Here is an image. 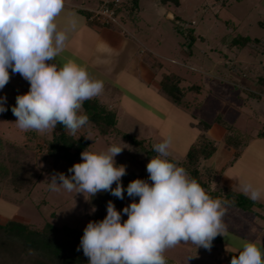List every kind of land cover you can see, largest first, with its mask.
<instances>
[{"label": "rangeland", "instance_id": "374dc122", "mask_svg": "<svg viewBox=\"0 0 264 264\" xmlns=\"http://www.w3.org/2000/svg\"><path fill=\"white\" fill-rule=\"evenodd\" d=\"M71 1L83 6H97L99 2ZM160 1L138 0V12L131 13L129 19L125 17L127 21L123 25L124 30H121L126 36L141 43L142 58L146 65H149L153 79H158L161 72L172 71L181 77L180 86L194 82L198 85L199 92L186 93L183 97L185 106L172 103L160 90L154 88L146 93V99L138 96L140 101L137 102L139 105L135 102L136 106H131V102L125 97H120V92H117L112 96L113 100L108 101L117 114V127L147 139L152 146L168 138L170 158L173 162L181 160L191 143L204 134L217 141L218 147L209 161L202 160L201 163L204 166L207 162L210 163L212 170L219 175L221 166L229 161L232 155L231 150H227L219 141L221 134L218 128L222 131L224 127L232 124L252 135L251 140L258 138V141L251 143L249 151L242 159L241 164L247 173L240 167L228 168V173L235 182L231 190L244 194L238 187L239 180L257 187L260 183L258 170H261L259 173L264 178V137L255 136L264 121V98L257 99L248 93L261 92L260 88L253 84V77L263 73L264 51H258L261 44L251 41L237 50L231 46V39L241 35L256 37L261 43L264 42V0H178L177 6L171 3L162 4ZM176 15L178 19L173 20L175 23L184 26L185 21H190L194 33L202 37L196 39L190 49L183 32H175L172 27L171 19ZM117 24L113 23L120 26L119 22ZM152 62H160L162 67L159 68L158 64L150 66ZM11 74L13 73L9 71V78ZM21 79V82L25 81L24 78ZM132 91L138 94L134 88ZM217 115L220 118H216ZM197 122L208 124L210 131H203L200 129L202 126L199 128L192 125ZM81 131L82 127L76 130L77 133ZM37 135L40 138H48L50 130L37 132ZM0 136L19 142L23 139L24 131L16 127L14 119H0ZM84 136L92 140L86 150L99 151L110 145L104 138L95 136L92 131ZM119 158L120 153L114 157L115 161ZM141 161L143 164L147 162L145 159ZM126 167L135 174L139 172L133 165ZM38 168L42 169V172L30 193H14L7 188H0V222L14 218L29 222L35 227L49 221L57 226L83 229L93 213L87 204L88 194H75L63 189L51 191L47 178L53 172L47 171L48 166L43 163H38ZM55 172L66 175L68 168L60 164L55 168ZM219 184L217 176L212 187L227 188ZM260 185L264 188V183ZM133 199L138 198L127 195L124 202L128 204ZM255 201L258 202L257 199ZM224 206L226 211L222 222L225 231L222 236L219 235L222 242L235 250L242 242L264 241V204H260L262 208L252 206L251 211L236 205ZM258 212L263 217L258 216ZM125 218L126 214H122L121 220ZM180 243L191 248L194 258L208 259L216 264H225L226 256L230 252L221 244H218L216 249L204 251L202 247H196L191 242Z\"/></svg>", "mask_w": 264, "mask_h": 264}, {"label": "clouds", "instance_id": "9594fccd", "mask_svg": "<svg viewBox=\"0 0 264 264\" xmlns=\"http://www.w3.org/2000/svg\"><path fill=\"white\" fill-rule=\"evenodd\" d=\"M63 7L64 0H0V89L9 80V69L28 82L27 91L17 94L11 106L22 131L43 133L60 124L74 133L88 123L83 102L103 88V81L90 76L85 66L72 58L58 59L67 39V30L56 23ZM3 111L5 97L0 96ZM169 144L168 138L154 144L155 155L145 164L147 178L135 177L123 189L125 166L114 157L125 147L115 143L99 151L85 148L69 175L55 172L47 178L51 191L87 193L90 198L108 191L118 199L123 192L138 198L119 211L109 200L103 218L85 224L79 248L87 264H166L165 249L180 242L209 249L224 234L226 202L210 196L170 159ZM241 190L252 200L260 196L247 183ZM235 253L228 264H264V241L242 242Z\"/></svg>", "mask_w": 264, "mask_h": 264}, {"label": "trees", "instance_id": "16d2710c", "mask_svg": "<svg viewBox=\"0 0 264 264\" xmlns=\"http://www.w3.org/2000/svg\"><path fill=\"white\" fill-rule=\"evenodd\" d=\"M114 1L99 0L98 7L105 4L112 8L119 23H125L127 21L126 16L129 19L131 13L138 12V0H117L116 5H114ZM160 3H171L177 6L179 1L161 0ZM81 12L86 16L91 14L90 11L81 10ZM174 19H178V16L176 15L171 19L173 22L172 27L175 32H183L188 49L196 39H202L200 35L194 33L189 24L190 21H185V25L180 26L173 21ZM258 23H261V21H258ZM107 26L115 27L113 23H108ZM250 41L261 44L258 51H264V42L261 43L260 39L256 37L236 35L231 39V46L240 50ZM150 64V66L158 64L159 68L162 67L160 62ZM180 78L178 74L172 71L161 72L157 80L158 90L172 103L185 106L183 97L186 93L199 92V87L194 82L180 86ZM253 84L259 87L261 92L259 94L248 91L249 95L257 99L264 98V70L262 74L253 77ZM9 87L10 85L7 82L3 88ZM14 104L9 100H5V111L0 113L1 120H15L11 112V106ZM82 107L88 116V123L82 127V131L79 133L76 131L69 133L62 125L57 124L55 128L50 130L48 138L38 137L37 132L34 130L24 131L23 139L19 142L6 140L0 136V188H7L14 193L21 191L26 194L30 193L42 172V169L38 168V163L47 165L46 170L53 173L60 164L69 169L73 162L80 160V152L91 145L92 140L84 136V134L91 131L95 136L104 138L109 144L115 143L125 147L120 152V158L116 160L118 164H123L126 170V174L121 177L122 189L135 177L146 179L145 164L141 160H148L149 157L155 155L152 145L147 139L120 130L117 127L115 110L102 102L97 96L85 100ZM217 117L220 118L219 115ZM192 125L202 126V128H199L203 131L209 129L208 124L200 122ZM224 130L219 141L232 149V156L225 164L227 165L239 157L252 135L246 134L232 124L224 127ZM255 136L264 137V121ZM216 142L204 136V134L200 135L188 147L183 158L176 160L175 163L183 166L189 176L195 179L210 196L221 198L222 201L226 202L225 204L236 205L245 210H251L252 206L262 208L263 206H260V203L249 199L242 193L232 191L230 188H212L217 175L211 168L204 166L201 161H206L214 154L218 146ZM127 164L138 168L139 172L135 174L129 171L126 167ZM69 174L68 171L66 176ZM122 195L123 199L112 196L108 191L98 192L91 198L88 195L87 204L95 209L89 219L92 221L102 219L106 212V202L109 200L112 201L117 211L122 206H126L124 198L127 194L122 192ZM262 209L264 210V207ZM82 230L66 225L57 226L49 221L44 222L40 227H35L29 222L14 218L6 219L0 222V264H87V257L79 248ZM219 243H221V238L217 235L212 240L209 249H216ZM209 249L203 248L204 251ZM235 254L229 252L225 264H228L230 257ZM163 255L166 258V264H216L208 259L194 258L191 248L181 243L165 249Z\"/></svg>", "mask_w": 264, "mask_h": 264}, {"label": "crops", "instance_id": "0c3cea01", "mask_svg": "<svg viewBox=\"0 0 264 264\" xmlns=\"http://www.w3.org/2000/svg\"><path fill=\"white\" fill-rule=\"evenodd\" d=\"M99 4L100 2L97 6H83L74 4L71 0H64V7L56 17V23L58 29L67 30V39L65 41L64 50L61 52L58 59L72 58L77 63L85 66L90 76L101 79L103 81V88L97 97L109 107L111 103L108 101L113 100L112 96L117 92H120V97L122 96L128 99V101L131 102V106L139 105L137 103L140 101L137 99L138 96L142 99H146L145 95L147 92L152 91L153 88L158 90V79H153V73L149 65H146L142 58L141 43L136 39L126 36L127 34L121 30V28L124 30V23H119L120 26L115 27L107 26L108 24H101L96 20H90L89 16L81 12V10L88 12L94 10ZM11 78L8 80L10 87L4 90L1 89L0 95L4 96L5 100L15 103V96L27 91L28 82L26 80L21 82V76L17 74H11ZM132 88H134L138 94L134 93ZM2 91L4 93H2ZM117 99L118 98H116V100ZM218 129L216 128L219 134H221L219 137L220 139L225 130L221 131L220 128ZM208 131H210V129ZM251 139L252 137L250 140ZM257 139L258 138H254L251 141L249 140L235 161L227 165L225 164L228 161L224 162L220 168L221 171L219 175L217 174L220 180L219 185H225L230 189L234 187L235 182L232 180L233 178L230 173H228L230 168L240 167L243 172L247 173L241 164L242 159L246 152L249 151L252 145L251 143L258 141ZM225 148L227 150L230 149L226 145ZM230 150L232 154V149ZM210 158L206 161H209ZM206 166L211 168L208 162ZM259 172H261V170H258V181L264 183L262 182L264 178ZM245 183L247 182L239 180L238 187L242 189V185ZM260 183L257 187H252L262 192L259 198H257V201L260 204H264V188ZM258 216L263 217V215L260 214ZM262 231H264V229ZM220 244L222 247H227L230 252L235 253V250L227 243L221 241L219 245Z\"/></svg>", "mask_w": 264, "mask_h": 264}, {"label": "built area", "instance_id": "2783aa9c", "mask_svg": "<svg viewBox=\"0 0 264 264\" xmlns=\"http://www.w3.org/2000/svg\"><path fill=\"white\" fill-rule=\"evenodd\" d=\"M117 0L114 1V5H116ZM89 15L90 20H96L101 24L115 23L117 24L116 17L114 16V12L112 8H109L105 4H101L99 7L90 11Z\"/></svg>", "mask_w": 264, "mask_h": 264}]
</instances>
